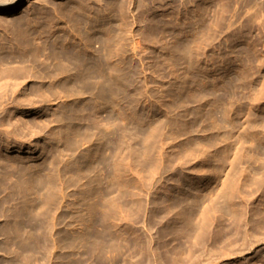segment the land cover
Segmentation results:
<instances>
[{
    "label": "rangeland",
    "instance_id": "rangeland-1",
    "mask_svg": "<svg viewBox=\"0 0 264 264\" xmlns=\"http://www.w3.org/2000/svg\"><path fill=\"white\" fill-rule=\"evenodd\" d=\"M141 2L123 14L134 39L120 60H81L60 78L46 73L55 61H34L44 75L14 94L5 82V121L43 130L0 123V264H264V61L243 54L264 55L258 25L234 61H174L141 21L158 0ZM45 3L1 15L51 14ZM224 33L209 56L231 52Z\"/></svg>",
    "mask_w": 264,
    "mask_h": 264
},
{
    "label": "bare ground",
    "instance_id": "bare-ground-1",
    "mask_svg": "<svg viewBox=\"0 0 264 264\" xmlns=\"http://www.w3.org/2000/svg\"><path fill=\"white\" fill-rule=\"evenodd\" d=\"M32 1L36 0H0V123L2 125H4V123H7L6 125L9 128L12 127L14 128L13 130L17 132L22 131V134H24L25 132V137L26 132L28 134L32 130L31 135L29 134L30 136H32L35 135V132L37 133V131H39V133L42 132L43 129L40 131V128H42L40 127L35 132L33 131V129L35 130L36 125V121H34V119V125H31L32 123L29 124L27 120L25 122L22 120L12 121L10 119V115L7 121H5V113L2 107L3 102L5 101L3 99V97H5L3 96V88L6 85L9 86V84L5 85V82L9 80V82L7 83H10V81H12V88L17 85L21 87V84L16 85V83H19L17 81L19 80V78H37L44 75V72H46V70H43V73H38L39 71L34 72V70L31 69L34 66L31 65V68L29 69L28 64H31L34 61H42L43 64L46 62L55 61V63H57V67L49 69L46 73H49V75L53 76H58V74H61L62 76V74H64L71 77L73 76V73H71L72 71L69 68V65L71 63L76 64L81 60H84L87 63H95L96 61L102 59H105L104 61H109L121 58L120 56L124 51V40H129L130 38L134 39L133 30L130 26L131 23L129 20H126L130 18H126L125 15L123 16V14H127L128 12L129 16L131 15L133 17L135 16L133 15L134 11L140 4H143L141 2L142 0H121L122 2L119 3L118 0H113L112 4L110 5L107 3H101V0H38L46 1L45 4H42L43 7L51 5L53 14H50L49 12H42L41 14V12L38 13L37 11H35V9H29L27 15H23L18 19L16 17H3V15H1L2 13L12 14L14 12H17L21 8V5H23L24 3H27L28 5ZM158 2L159 6H154L157 7L154 8L155 10H148V6L146 13H144V10L142 12L143 14H141L143 16L140 17L141 21L143 20L142 18H144V22H149L146 27L150 29V31H152L153 33L161 32L159 43H161V47L166 50V56L169 58V60L182 62L200 60H208L209 62V60L215 59L225 60L229 62L231 60L234 61L235 58L237 59L239 57H242V55L238 54L236 51L237 46L240 44L250 43L247 40L246 35L243 34V30L244 28L246 29L247 26L246 24H249L250 22L257 23L258 26L256 28V31H258L259 35L261 34V37L264 38V19L260 20L259 22L257 20V13L259 12L260 14L261 11H263L264 13V0H170L169 3L171 4V6L168 3V6L170 7L166 5V0H158ZM254 3H260V7L256 8L252 13L251 10ZM30 6L31 4L29 5V7ZM104 11L105 13H103ZM118 12L119 14H117ZM243 12L245 14H249L251 12V14L245 16L246 23L241 22V29L237 30L233 27ZM158 14L161 15V18H165V20L157 19L159 17H156ZM260 15L262 16V14ZM136 20L137 19H135V21ZM141 21H139V23ZM168 28H173L177 31L172 41L170 42L171 45L168 43L166 36V31ZM173 32L171 34H173ZM224 32L228 36L229 45H227L229 49L231 48V52L209 56L206 51L207 48L214 47L213 41L215 37L220 34L222 35V33ZM48 38L52 39L51 42L53 43L51 45L50 43H48L50 42L48 41ZM152 39L155 40V38ZM69 40H73L72 42H75L71 44L69 43ZM136 41L139 40H135L134 43ZM95 43L99 44L98 48L96 46V49L94 48ZM139 43L141 42L139 41ZM139 43L136 42V44ZM68 45H72L76 52H72L71 49L69 50L72 53L68 52ZM6 52L12 53L13 55L11 54L12 56L10 55L11 57H9V53H7L8 55L6 57ZM81 54H83V56ZM243 54L245 55L246 59L252 60V58H255L260 63H263L264 61V55L262 56L257 54L256 56L252 57V55H250L248 52H243ZM47 66L48 64H46L45 67ZM50 66L52 67L51 63ZM70 67H72V65H70ZM81 74L83 75L84 73ZM42 78L44 79V77ZM19 81L21 83V79ZM18 86L17 88L19 89ZM56 86L58 85L56 84ZM17 88H14L13 94L14 92H16V90H18ZM37 88L34 87V89ZM50 88H48V90ZM39 89L41 90L40 87L38 88V90ZM38 90L37 93L41 94V92L43 91V94L41 95L46 96L44 90L40 92H38ZM55 91H52V93H56ZM10 92H12L11 89H8L6 91L7 94ZM45 92L50 91H46L45 89ZM37 93L35 92V95L37 96V98H40L41 95L38 97ZM70 93L72 95V92ZM8 97L10 98V96ZM24 102L26 101L24 100ZM28 104L31 105L29 102ZM43 124L40 123V125ZM10 131L8 129L9 133L6 131L5 135L6 133L10 134ZM15 134L17 133L15 132ZM15 136L17 137V135ZM20 212L21 214H23L22 211ZM12 230L13 229H11V231Z\"/></svg>",
    "mask_w": 264,
    "mask_h": 264
}]
</instances>
